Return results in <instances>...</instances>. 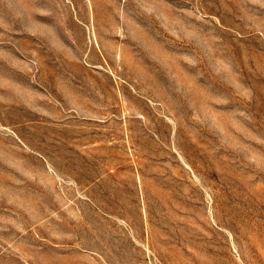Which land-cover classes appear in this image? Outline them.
Instances as JSON below:
<instances>
[{
	"label": "rangeland",
	"instance_id": "374dc122",
	"mask_svg": "<svg viewBox=\"0 0 264 264\" xmlns=\"http://www.w3.org/2000/svg\"><path fill=\"white\" fill-rule=\"evenodd\" d=\"M0 264H264V0H0Z\"/></svg>",
	"mask_w": 264,
	"mask_h": 264
}]
</instances>
